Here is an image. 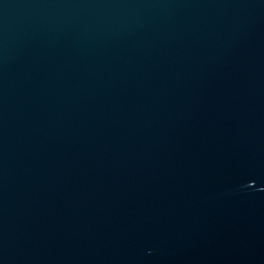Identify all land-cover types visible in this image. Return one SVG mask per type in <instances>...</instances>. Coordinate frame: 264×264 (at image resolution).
Listing matches in <instances>:
<instances>
[{"label":"water","instance_id":"95a60500","mask_svg":"<svg viewBox=\"0 0 264 264\" xmlns=\"http://www.w3.org/2000/svg\"><path fill=\"white\" fill-rule=\"evenodd\" d=\"M0 264H264V0H0Z\"/></svg>","mask_w":264,"mask_h":264}]
</instances>
